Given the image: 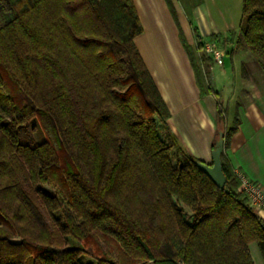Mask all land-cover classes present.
<instances>
[{"label": "trees", "instance_id": "obj_1", "mask_svg": "<svg viewBox=\"0 0 264 264\" xmlns=\"http://www.w3.org/2000/svg\"><path fill=\"white\" fill-rule=\"evenodd\" d=\"M142 31L133 0H0V264H255L253 242L264 255L225 153L238 121L218 99L220 188L174 136ZM229 42L264 70V0H243ZM32 120L46 138L31 144Z\"/></svg>", "mask_w": 264, "mask_h": 264}, {"label": "crops", "instance_id": "obj_2", "mask_svg": "<svg viewBox=\"0 0 264 264\" xmlns=\"http://www.w3.org/2000/svg\"><path fill=\"white\" fill-rule=\"evenodd\" d=\"M133 1L143 27L135 45L169 109V125L180 146L212 162L220 133L219 99L228 109L229 126L238 121L227 140L226 156L234 168L264 186V79L254 81L240 71L238 79L234 76L226 83L224 99L216 90L218 80L228 73L227 57L235 73V59L244 50L229 42V33L239 30L243 0ZM213 35L218 36L219 46L225 41L223 66L214 65L211 54L197 46L198 40L208 44ZM255 209L264 218V211ZM249 248L255 264H264L258 245L253 242Z\"/></svg>", "mask_w": 264, "mask_h": 264}, {"label": "rangeland", "instance_id": "obj_3", "mask_svg": "<svg viewBox=\"0 0 264 264\" xmlns=\"http://www.w3.org/2000/svg\"><path fill=\"white\" fill-rule=\"evenodd\" d=\"M223 49L226 51L225 48H223ZM234 64H235V71L236 72L232 73V71H231L232 62L227 57L225 69L228 71V73L224 74L218 80L217 87H216V90L220 94L221 99L225 98L224 87H225L226 83L228 84V82L229 83L233 82L232 78L234 76H237V79H238L237 72L241 71L240 72L241 76H244L243 75L244 69H243V67H241L242 65H245L247 67V70L251 76L250 78L253 79L254 81H258L259 79H264V70L260 67L258 61L256 60V58L253 56V54L250 52V50L248 48H244V50L241 51V54H239V57H237L235 59ZM240 68H241V70H240ZM34 123H37V120H32L31 124L27 125L23 130H21V141L28 142V143L32 144L33 142H35V140H38V141L45 140L46 137H45L42 129L39 126H38V128L37 127L35 128V126H33ZM21 239L22 238L16 236V237L12 238V241L18 242V241H21ZM254 247H256V246H254ZM83 259L86 261H89L90 258L83 257ZM148 264H153V263L150 262Z\"/></svg>", "mask_w": 264, "mask_h": 264}, {"label": "built area", "instance_id": "obj_4", "mask_svg": "<svg viewBox=\"0 0 264 264\" xmlns=\"http://www.w3.org/2000/svg\"><path fill=\"white\" fill-rule=\"evenodd\" d=\"M204 50L211 54L214 65H224L227 53L216 42L206 44ZM234 172L240 181V189L247 196L249 203L254 208L264 211V186L253 181L239 168H234Z\"/></svg>", "mask_w": 264, "mask_h": 264}, {"label": "water", "instance_id": "obj_5", "mask_svg": "<svg viewBox=\"0 0 264 264\" xmlns=\"http://www.w3.org/2000/svg\"><path fill=\"white\" fill-rule=\"evenodd\" d=\"M224 132L220 131L219 138L215 143V148L212 150V162L197 161L198 167L204 171L218 187L223 188L227 183V177L222 166L221 155L224 150Z\"/></svg>", "mask_w": 264, "mask_h": 264}]
</instances>
